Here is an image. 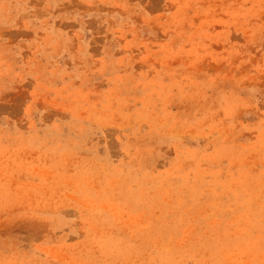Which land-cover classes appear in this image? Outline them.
Segmentation results:
<instances>
[{
  "label": "rangeland",
  "instance_id": "1",
  "mask_svg": "<svg viewBox=\"0 0 264 264\" xmlns=\"http://www.w3.org/2000/svg\"><path fill=\"white\" fill-rule=\"evenodd\" d=\"M0 264H264V0H0Z\"/></svg>",
  "mask_w": 264,
  "mask_h": 264
}]
</instances>
